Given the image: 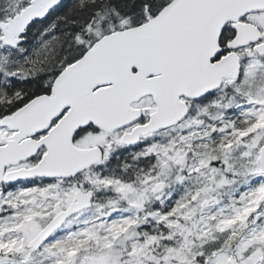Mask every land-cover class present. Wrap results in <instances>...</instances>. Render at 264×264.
<instances>
[{
  "label": "snow or ice",
  "instance_id": "snow-or-ice-1",
  "mask_svg": "<svg viewBox=\"0 0 264 264\" xmlns=\"http://www.w3.org/2000/svg\"><path fill=\"white\" fill-rule=\"evenodd\" d=\"M0 264H264V0H0Z\"/></svg>",
  "mask_w": 264,
  "mask_h": 264
}]
</instances>
